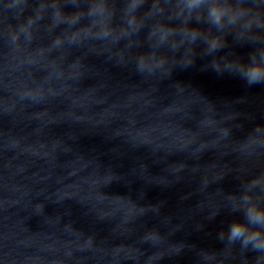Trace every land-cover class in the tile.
Listing matches in <instances>:
<instances>
[{"label": "clouds", "instance_id": "9594fccd", "mask_svg": "<svg viewBox=\"0 0 264 264\" xmlns=\"http://www.w3.org/2000/svg\"><path fill=\"white\" fill-rule=\"evenodd\" d=\"M146 0H124L121 36L128 30L139 32L145 24L144 20L165 15L163 3L171 11L169 23H156L149 28L148 38L154 47H170L175 51L184 44L193 45L198 41L205 46V56H211L224 48L223 40L214 33L233 30L237 39L246 37L245 42L252 46L246 62L221 65L213 62L211 68L217 74L228 72L242 79L248 87L264 85V0H153L148 13L140 17L138 13ZM109 0H93L85 13H76L69 23L75 25L82 18H87L99 28L98 38L109 39L114 30L110 24L111 12ZM56 18H61L56 13ZM175 22L176 26H172ZM206 24L210 31L201 32L190 24ZM177 38H179L177 40ZM59 43V41H57ZM164 58L142 57L138 61V71L151 72L154 67H163ZM192 62L185 61L187 68ZM39 102L40 97L34 93H26L25 97ZM259 193L257 195L256 193ZM230 208L233 213H240L242 220H235L221 232L218 239L229 246L239 245L242 251L257 253V261L264 260V174L250 179L243 186L239 195L230 197ZM158 233L145 236V242L153 245L157 242Z\"/></svg>", "mask_w": 264, "mask_h": 264}]
</instances>
